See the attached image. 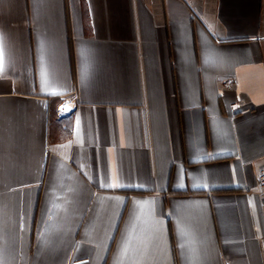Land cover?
<instances>
[{"label":"crops","instance_id":"1","mask_svg":"<svg viewBox=\"0 0 264 264\" xmlns=\"http://www.w3.org/2000/svg\"><path fill=\"white\" fill-rule=\"evenodd\" d=\"M263 166L264 0H0V264H264Z\"/></svg>","mask_w":264,"mask_h":264},{"label":"built area","instance_id":"2","mask_svg":"<svg viewBox=\"0 0 264 264\" xmlns=\"http://www.w3.org/2000/svg\"><path fill=\"white\" fill-rule=\"evenodd\" d=\"M257 192L262 202V212L264 215V166L259 170L257 174Z\"/></svg>","mask_w":264,"mask_h":264},{"label":"snow or ice","instance_id":"3","mask_svg":"<svg viewBox=\"0 0 264 264\" xmlns=\"http://www.w3.org/2000/svg\"><path fill=\"white\" fill-rule=\"evenodd\" d=\"M112 187H117V185L114 184V185H112Z\"/></svg>","mask_w":264,"mask_h":264}]
</instances>
